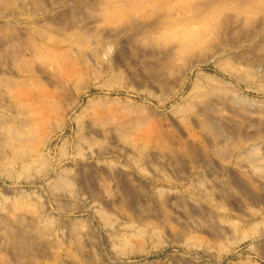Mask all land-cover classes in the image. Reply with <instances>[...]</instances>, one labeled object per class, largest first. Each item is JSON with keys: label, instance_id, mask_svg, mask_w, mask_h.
Wrapping results in <instances>:
<instances>
[{"label": "rangeland", "instance_id": "rangeland-1", "mask_svg": "<svg viewBox=\"0 0 264 264\" xmlns=\"http://www.w3.org/2000/svg\"><path fill=\"white\" fill-rule=\"evenodd\" d=\"M229 84L264 106V0H0V264H264V172L239 160L264 143V109H236ZM147 198L177 233L136 232L132 202ZM18 200L47 222L44 254L9 244ZM71 223L84 224L73 248Z\"/></svg>", "mask_w": 264, "mask_h": 264}, {"label": "bare ground", "instance_id": "bare-ground-1", "mask_svg": "<svg viewBox=\"0 0 264 264\" xmlns=\"http://www.w3.org/2000/svg\"><path fill=\"white\" fill-rule=\"evenodd\" d=\"M77 43H78V45H79V48L80 49H83V51H85V50H88L90 47L89 46H91V44H90V42L89 41H87L86 39H80V41L78 42L77 41ZM36 44V43H35ZM89 45V46H88ZM44 46V45H43ZM108 47V46H107ZM41 48V47H40ZM43 48V47H42ZM45 48V47H44ZM43 48V49H44ZM74 48V47H73ZM110 48V47H109ZM68 49V48H67ZM66 49V50H67ZM106 49H108V48H106ZM42 50V49H41ZM70 50H72V48L71 49H69V53H67V51H66V53H67V56H66V58H68L69 60H71L72 62H73V64L76 62L75 60H76V58L75 57H77V54H73L74 52H72L71 53V51ZM109 50V49H108ZM111 50V49H110ZM37 51V50H36ZM40 51V50H39ZM82 51V52H83ZM76 52H78V51H76ZM79 53V52H78ZM72 54H73V56L74 57H72ZM64 55H66V54H64ZM78 55H80V54H78ZM78 58V57H77ZM69 60H67V61H69ZM66 82V81H65ZM228 88H229V90L227 91V92H223V94H224V96H227L228 95V97H229V102L231 103V104H233L234 105V107L236 108V109H240V110H242V111H244V112H246L248 109V111H260V110H263L264 109V106H261V105H259L258 104V102H255V101H253V100H251L249 97H247L242 91H241V89L240 88H238V87H236V86H234V85H232V84H229V86H228ZM218 93H220V92H218ZM217 93V94H218ZM46 94V93H45ZM44 94V95H45ZM53 95V94H52ZM64 95V94H63ZM219 96V95H218ZM220 96H221V94H220ZM49 97V96H48ZM53 97V96H52ZM57 97V96H56ZM59 97V96H58ZM38 98H40V97H38ZM53 98H55V97H53ZM61 98V97H60ZM53 100V99H52ZM46 101H47V99H46ZM254 113H257V112H254ZM208 126V125H207ZM164 145V144H163ZM165 146V145H164ZM168 147V146H167ZM162 148H165V147H162ZM35 149V148H34ZM37 149H38V147H37ZM166 149V148H165ZM170 149V148H169ZM39 151V150H38ZM164 151V150H163ZM263 152L264 153V143L263 144H260V145H254V144H251V145H248L242 152H240L239 153V160H240V158H242V160L243 161H245L246 162V164L247 165H249L248 167H251L252 169L253 168H255L256 170H258V171H262V172H264V167L260 164V159H259V152ZM36 152H37V150H36ZM39 158H37V160H38ZM261 159H264V157L262 156V158ZM41 160V159H40ZM241 160V161H242ZM39 161V160H38ZM263 161V160H262ZM44 162H46L45 160H44ZM244 162V163H245ZM242 163V162H241ZM264 163V162H263ZM243 164V163H242ZM242 164H239L240 166H242ZM254 169V170H255ZM256 170H255V172H256ZM93 171H95V169H93ZM100 171V170H99ZM88 172H90V171H88ZM87 172V173H88ZM96 172V171H95ZM105 172V171H104ZM115 172V171H114ZM123 172V171H122ZM100 173V172H99ZM99 173H97L98 175H99ZM110 173V172H109ZM116 174H119V173H117V171L115 172ZM124 173V172H123ZM258 173V172H257ZM91 174V173H90ZM87 174L86 175V177L88 178V179H92V178H96V176H97V174L95 175V174ZM114 174V173H113ZM127 174V173H126ZM125 174V175H126ZM260 174V173H259ZM62 175V174H61ZM61 175H60V177H61ZM85 175V174H84ZM107 175V174H106ZM115 175V174H114ZM111 176V175H110ZM117 176V175H116ZM126 176H129V175H126ZM100 177V176H99ZM104 177H106V176H104ZM122 176H120V178H121ZM84 178V177H83ZM94 178V179H95ZM107 178V177H106ZM117 178V177H116ZM120 178H117V179H120ZM126 178V177H125ZM60 179V178H59ZM58 179V180H59ZM71 179V178H70ZM69 179V180H70ZM72 179H73V177H72ZM75 179V178H74ZM128 179V178H127ZM60 180H64V179H60ZM65 180H67L68 181V179H67V177H66V179ZM64 180V181H65ZM81 180V179H80ZM85 180V179H84ZM108 180H110V179H108ZM72 181V180H71ZM120 182H122V181H124V180H122L121 181V179L119 180ZM59 181H57V183H58ZM74 182L75 183H77V181H75L74 180ZM96 182V181H95ZM65 183V182H64ZM79 183H81V182H79ZM78 183V185H81V184H79ZM88 183V182H87ZM90 183V182H89ZM91 183H92V181H91ZM94 183V182H93ZM127 183V182H126ZM59 184H61V183H59ZM58 184V185H59ZM97 184H98V182H97ZM70 185H72V184H70ZM69 185V186H70ZM90 184H88L87 185V187L89 186ZM122 185H124V184H122ZM54 186H55V184H54ZM61 186V185H60ZM59 186V187H60ZM64 186H65V184H64ZM68 185H66V187H67ZM96 186V185H95ZM120 186V185H119ZM126 186H127V184H126ZM66 187H64V188H66ZM94 187V186H93ZM122 187V186H121ZM130 187V186H129ZM58 188V187H57ZM63 188V187H62ZM63 188V189H64ZM72 188V187H71ZM73 188H74V186H73ZM119 188V187H118ZM123 188H125V186L123 187ZM76 189V188H75ZM86 189H89V188H86ZM111 189V188H110ZM126 189V188H125ZM15 190V189H14ZM52 190V189H51ZM54 190V189H53ZM67 190H68V188H67ZM73 190V189H72ZM108 190V189H107ZM106 189H105V191H107ZM123 190V189H122ZM78 191V190H77ZM81 191H83V190H81ZM111 191V190H110ZM11 192V191H10ZM9 191H8V193H10ZM68 192V191H67ZM75 192V191H74ZM73 192V193H74ZM79 192H80V190H79ZM124 192V191H123ZM21 193H23V192H21ZM20 193V194H21ZM57 193V192H56ZM64 193V192H63ZM69 193V192H68ZM125 193H126V191H125ZM208 193V192H207ZM15 195H16V193H14ZM20 194H18L19 196H20ZM72 194V193H71ZM76 194V193H75ZM107 194V193H106ZM112 194V193H111ZM110 194V195H111ZM114 194V193H113ZM21 195H23V198H24V194H21ZM54 195V194H53ZM60 195V194H59ZM81 195V194H80ZM110 195H109V197H110ZM56 196V195H55ZM58 196V195H57ZM74 196V195H73ZM108 196V195H107ZM116 196V195H115ZM122 196H124V194L122 195ZM121 196V197H122ZM13 197V196H12ZM22 197V196H21ZM21 197H19V198H21ZM59 197V196H58ZM64 197V196H63ZM71 197V196H70ZM73 198V197H72ZM76 198V197H75ZM75 198H73V200L75 199ZM78 198V197H77ZM112 198V197H111ZM115 198V197H114ZM117 198V197H116ZM128 197H126V199H127ZM132 198V197H131ZM130 198V199H131ZM161 198V197H160ZM159 198V199H160ZM177 198V197H176ZM203 198V197H202ZM211 198H212V196H211ZM213 198H215V197H213ZM217 198V197H216ZM33 199V198H32ZM181 199H183V198H181ZM207 199H210V196L207 198ZM17 200V199H16ZM22 200H24V199H22ZM61 200V199H60ZM113 200V199H112ZM112 200H109V201H112ZM121 200V199H120ZM168 200V199H167ZM175 200V199H174ZM215 200V199H214ZM218 200V199H217ZM216 200V201H217ZM10 201V200H9ZM13 201H14V199H13ZM25 202H28L29 200H28V198H27V201L26 200H24ZM24 201L22 202V201H19L18 200V202H15V203H11V206H8V208L5 206V208H7V210H6V214H7V216L9 217V219H7V220H11V222H12V224H14L13 226L14 227H18V228H20L19 230H14V229H12V226L10 227L11 229H8L9 231H10V236L11 235H13L12 237H7V238H11L9 241V244H12V246L14 247V249H17V250H19V252H21V254H22V252H29L28 254H30V252H33V253H37V255H39L38 254V252H40L39 250H40V248L41 247H43V245H42V242H46L47 241V236L46 235H48V230H47V222L46 223H44L42 220L44 219H42L41 217H38V218H34L33 217V214L29 211L30 209H31V207H32V204H31V207H30V205H29V207H28V205L26 204V203H24ZM31 201V200H30ZM123 201V200H122ZM130 201V200H129ZM166 201V200H165ZM176 201V200H175ZM179 201V200H178ZM184 201V200H183ZM182 201V202H183ZM220 201V200H219ZM221 201H222V199H221ZM11 202V201H10ZM75 202V201H74ZM116 202H118V201H116ZM119 202H121V201H119ZM124 202H125V200H124ZM168 202V201H167ZM213 202V201H212ZM6 203H8L7 201H6ZM28 203H30V202H28ZM32 203H33V200H32ZM35 203V202H34ZM33 203V204H34ZM113 203V202H112ZM126 203V202H125ZM162 203H163V201H162ZM185 203V202H184ZM193 203H195V202H193ZM215 203V202H214ZM4 204V203H3ZM10 204V203H9ZM114 204V203H113ZM123 205H122V208H124V203H122ZM129 204V203H128ZM132 206H134V208H135V210H136V214H135V220H136V222H139L140 223V225L141 226H143V225H145L144 226V228H141L139 231L137 230L136 232H138L139 234H140V232L142 233V234H140V235H142L143 237L144 236H146L147 234H150V231H147L145 228L147 227V224H149V226L148 227H150V225H153V228H155L157 231L160 229L161 230V228L160 227H166V228H168V226L170 227V229H171V227L172 228H175L176 227V225H175V227H173V225H172V219H170V215H172V214H170L169 213V211L167 212V210L165 209V213H164V215H162L161 213H163V212H160L159 211V209H157V206H159L158 204H157V206L155 205V203L153 202V201H151L150 200V198H147V199H141L140 201L139 200H136V199H133V202H132ZM177 204V203H176ZM180 205L181 204H183V203H179ZM196 204V203H195ZM220 204V203H219ZM221 204H222V202H221ZM223 204H226L225 203V201H224V203ZM37 205H38V203H37ZM121 205V203L119 204V206ZM163 205H165V203H163ZM180 205H179V207H180ZM185 205V204H184ZM189 205H191V204H189ZM0 206H2V205H0ZM4 206V205H3ZM39 206H41V205H39ZM193 206V205H192ZM192 206L190 207V208H192ZM44 206H42V208H43ZM117 207V206H116ZM126 207V206H125ZM127 207H130V206H127ZM166 207V206H165ZM175 207H178V206H175ZM178 207V208H179ZM183 207V206H182ZM189 207V206H188ZM1 208V207H0ZM5 208H2L3 210H5ZM41 208V209H42ZM121 208V209H122ZM134 208H132L133 210H134ZM178 208H177V210H178ZM190 208H189V210H190ZM195 208L196 207H194V210H195ZM2 209H1V213H2ZM28 209V210H27ZM35 209V208H34ZM33 209V210H34ZM38 209H40V208H37V211H38ZM44 209V208H43ZM131 209V210H132ZM161 209V208H160ZM171 209H173V208H171ZM176 209V208H175ZM181 209V208H180ZM186 208L184 207V209H182V210H185ZM200 209V208H199ZM33 210H31V211H33ZM46 210V209H45ZM174 210V209H173ZM177 210H174V212L176 211L177 212ZM36 211V210H35ZM44 211V210H43ZM192 211V210H191ZM195 211H199L197 208H196V210ZM201 211V210H200ZM4 212V211H3ZM34 212V211H33ZM47 212V214H48V211H46ZM133 212V211H132ZM160 212V213H159ZM173 212V211H172ZM182 212V211H181ZM5 213V212H4ZM180 213V212H179ZM182 213H185V212H182ZM181 213V214H182ZM193 213V212H192ZM192 213H191V215H192ZM199 213V212H198ZM5 214V215H6ZM36 214V213H35ZM34 214V216H36ZM42 214V213H41ZM188 214V213H187ZM200 214V213H199ZM211 214H213V213H211ZM150 215H155V216H158V218H156V219H162V221H163V218H164V220L166 219V224H164L163 226H162V224H161V226H159L160 224H158V223H154L153 222V220H150L149 221V216ZM185 215V214H184ZM183 215V216H184ZM209 216H212V215H210V214H208ZM6 216V217H7ZM44 216H46L45 214H44ZM50 216V215H49ZM107 215H105V217H106ZM151 216V217H152ZM200 216V215H199ZM203 216V215H202ZM202 216H200L201 218H204V217H202ZM1 217H2V215H1ZM4 217V216H3ZM7 217V218H8ZM30 217V218H29ZM42 217H43V215H42ZM102 217V216H101ZM104 217V216H103ZM102 217V218H103ZM185 217H186V215H185ZM192 217V216H191ZM190 217V218H191ZM212 217H215V215L214 216H212ZM47 218V217H46ZM107 218H110V217H107ZM172 218V217H171ZM176 218V217H175ZM187 218V217H186ZM189 218V217H188ZM198 218V217H197ZM209 218V217H208ZM49 219V218H48ZM55 219V218H54ZM61 219V218H60ZM59 219V220H60ZM205 219V218H204ZM203 219V220H204ZM0 220H1V218H0ZM5 220V219H4ZM80 220V219H79ZM211 220V219H210ZM47 221V220H46ZM76 221V220H75ZM103 221V220H102ZM162 221H160V222H162ZM169 221H171V222H169ZM175 221H176V219H175ZM196 221V220H195ZM198 221V220H197ZM196 221V222H197ZM50 222H52V221H50ZM61 222H63V221H61ZM77 222V221H76ZM108 222V221H107ZM132 222H134V221H132ZM158 222H159V220H158ZM159 222V223H160ZM2 223V222H1ZM5 224H6V222H4ZM3 223V224H4ZM8 223V222H7ZM60 223V222H59ZM68 223V222H67ZM70 223V222H69ZM87 222H85V224H86ZM104 223H105V221H104ZM162 223H164V221L162 222ZM178 223V222H177ZM181 223V222H180ZM179 223V224H180ZM199 223H200V220H199ZM216 223V222H215ZM3 224H1V226L3 225ZM55 224H57V223H55ZM65 224V223H64ZM168 224V225H167ZM185 224V223H184ZM209 222L207 223V221H201V224H199V225H201V227H204V229H205V227H206V229H207V227L209 226ZM220 224V222L218 223V225ZM7 225H9V224H6V226ZM60 225V224H59ZM62 225V224H61ZM67 225V224H66ZM66 225H65V227H66ZM69 225V227H68V231L67 232H69L70 234V236L73 238V239H71V244H68L71 248H73V247H75V246H77V245H80L81 243V241H82V239H83V235H82V229H83V226H84V224L82 223H74V224H68ZM186 225H188V223L186 224ZM26 226L28 227L27 229H24V227L26 228ZM48 226H50V224H48ZM180 226V225H179ZM182 226V225H181ZM189 226V225H188ZM193 226H195V224L193 223ZM196 226H198V224L196 225ZM195 226V227H196ZM212 226V225H211ZM217 226V225H216ZM220 226H222L221 224H220ZM253 226V228H257V227H254V224L252 225ZM56 227H57V225H56ZM164 227V228H165ZM1 228V227H0ZM22 228V229H21ZM67 228V227H66ZM139 228H140V226H139ZM165 228V229H166ZM180 228V227H179ZM189 228H190V226H189ZM209 228V227H208ZM4 229H5V227H4ZM48 229H49V227H48ZM51 229V228H50ZM163 229V228H162ZM181 229V228H180ZM183 229V228H182ZM181 229V230H182ZM185 229V228H184ZM183 229V230H184ZM191 229V228H190ZM193 229V228H192ZM195 229H197V228H195ZM211 229H212V233L211 234H213L214 232H215V234H216V237L217 238H223V236H225L226 234H228L227 232H230V230H228L227 229V227L225 228L224 226H223V228L222 227H211ZM1 230V229H0ZM84 230V229H83ZM136 230V229H135ZM159 230V233H160V235H161V233H164V231H160ZM173 231H174V229H172ZM176 230H177V228H175V232H173V233H177L176 232ZM188 230V229H187ZM201 230H202V228H201ZM210 230V229H209ZM226 230H228L227 232H226ZM252 231H253V229H251ZM153 231V230H152ZM156 231V232H157ZM167 231V230H166ZM199 231V230H198ZM203 231V230H202ZM202 231H200L201 233H202ZM255 231H256V229H255ZM6 232V231H5ZM4 232V234H6ZM156 232H155V234H156ZM169 232H171V230L169 231ZM168 232V233H169ZM51 233V232H50ZM50 233H49V235H50ZM133 233V232H132ZM138 233H136V236H139V234ZM152 233H154V232H152ZM151 233V234H152ZM186 233V232H185ZM191 233H193L192 231H191ZM231 233H233V232H231ZM9 234V233H8ZM84 234V233H83ZM86 234V233H85ZM188 234V233H187ZM194 234H196V232H194ZM194 234H191V235H193L194 236ZM205 234H207V233H205ZM209 234V233H208ZM255 234V233H254ZM256 234H259V232L258 233H256ZM255 234V235H256ZM68 235V234H67ZM88 235V234H87ZM125 235V234H124ZM131 235V234H130ZM158 234H156V236H157ZM171 235H175V234H172V232H171ZM191 235L189 236V238L191 237ZM260 235V234H259ZM70 236H68V237H70ZM125 236H127V235H125ZM131 236H133V235H131ZM142 236H140L142 239H143V237ZM169 236H170V233H169ZM210 236V235H209ZM227 236H230V235H227ZM231 236H232V234H231ZM88 237H89V235H88ZM135 237V236H134ZM139 237V238H140ZM162 237V236H161ZM160 237V238H161ZM212 239H213V237H212V235L210 236ZM214 237H215V235H214ZM233 237V236H232ZM231 237V238H232ZM126 238V237H125ZM138 238V237H137ZM140 238V239H141ZM149 238H152V239H154L155 238V235H154V237L152 236H149ZM189 238H188V240H189ZM216 238V239H217ZM225 238V237H224ZM259 238V237H258ZM86 239H87V237H86ZM86 239H85V241H86ZM141 239V240H142ZM151 239V240H152ZM159 239V238H158ZM175 239V241L177 240V241H181V238H179V237H175V238H173V240ZM187 239V238H186ZM84 240V239H83ZM119 240V239H118ZM120 240H121V238H120ZM129 240V239H128ZM160 240H163L162 238L160 239ZM224 240V239H223ZM123 241V240H122ZM124 241H126V240H124ZM144 241V240H143ZM154 241V240H153ZM156 241H157V239H156ZM187 241V240H186ZM190 241V240H189ZM67 242V241H66ZM69 242V243H70ZM88 242H89V239H88ZM118 242V241H117ZM129 242V241H128ZM167 241H164V243H166ZM169 242H172V241H170L169 240ZM119 243V242H118ZM158 243V242H157ZM184 243H187V242H185L184 241ZM188 243H190V242H188ZM41 244V245H40ZM66 244V243H65ZM85 244V243H84ZM114 244H116L115 242H114ZM121 244V243H120ZM155 244V243H154ZM153 244V245H154ZM160 244H161V242H160ZM175 244V243H174ZM208 244V243H207ZM44 245H46V244H44ZM63 245H64V243H63ZM67 245V244H66ZM93 245V244H92ZM124 245V244H123ZM122 245V246H123ZM164 245V244H163ZM186 245V244H185ZM188 245V244H187ZM192 245V244H191ZM11 246V247H12ZM41 246V247H40ZM48 246V245H47ZM47 246H44V248L45 247H47ZM61 246V245H60ZM82 246V245H81ZM86 246V245H85ZM89 246V245H88ZM116 246V245H115ZM125 246H127V245H125ZM156 246V245H155ZM161 246V245H160ZM167 246V245H166ZM165 246V247H166ZM184 246V245H183ZM193 246V245H192ZM54 247V246H53ZM63 247V246H62ZM62 247H59V248H62ZM65 247V246H64ZM83 247V246H82ZM87 247V246H86ZM117 247V246H116ZM168 247V246H167ZM84 248V247H83ZM88 248H91V246L90 247H88ZM122 248V247H121ZM126 248V247H125ZM194 249L196 248V247H193ZM55 249V248H54ZM58 249V248H57ZM76 250H77V248H75ZM74 249V250H75ZM85 249V248H84ZM84 249H83V251H84ZM17 250H15V252L17 251ZM91 250V249H90ZM120 250V249H119ZM125 250V249H124ZM43 251V250H42ZM46 251V250H45ZM67 251H69V250H67ZM66 251V252H67ZM78 251V250H77ZM89 250H87V252H88ZM121 251V250H120ZM51 252V251H50ZM57 253H58V251H56ZM62 252H63V250H62ZM70 252V251H69ZM90 252V251H89ZM94 252V251H93ZM16 253H18V251L16 252ZM26 253V254H27ZM41 253V252H40ZM43 253V252H42ZM41 253V254H42ZM45 253V252H44ZM43 253V254H44ZM54 253V252H53ZM72 253V252H71ZM79 253H81V252H79ZM20 254V253H19ZM32 254V253H31ZM47 254H50L51 255V253H47ZM67 254H69L68 252H67ZM73 254V253H72ZM74 254H75V252H74ZM71 255V259H70V261H72V263L73 264H90L91 262H90V260L92 259L91 258V256L90 255H88V254H83L82 255V258L81 259H78L79 257H80V255L78 256V258H77V256L76 255ZM90 254H92V253H90ZM36 255V254H35ZM36 255V256H37ZM78 255V254H77ZM93 255L95 256V254L93 253ZM92 255V256H93ZM40 256H42V255H40ZM52 256V255H51ZM55 256H57V254L55 255ZM188 256V255H187ZM42 257H44V255L42 256ZM41 257V258H42ZM46 257V256H45ZM48 257H49V255H48ZM47 257V258H48ZM53 257V256H52ZM103 257V256H102ZM65 258H66V256H65ZM100 258V257H99ZM52 259V258H51ZM98 259V258H97ZM101 259V258H100ZM103 259V258H102ZM178 259V258H177ZM185 259V258H184ZM188 259V258H187ZM193 259V258H192ZM43 260H44V258H43ZM48 260V259H47ZM47 260H45V261H47ZM54 260V262L53 263H55V264H63V260L61 259V257L59 256V259L56 257V259H53ZM52 260V261H53ZM180 260V259H179ZM178 260V261H179ZM191 260V259H190ZM190 260H185V261H190ZM37 261H39V260H37ZM68 261V260H67ZM80 261V262H79ZM82 261V262H81ZM99 261V260H98ZM115 261H117L116 260V258H115ZM114 261V262H115ZM118 261H119V259H118ZM117 261V262H118ZM177 261V262H178ZM181 261V260H180ZM184 261V262H185ZM195 261V260H194ZM49 262V261H48ZM93 262V261H92ZM95 262V261H94ZM93 262V263H94ZM97 262V261H96ZM95 262V263H96ZM102 262V261H101ZM108 262H110L109 260H108ZM111 262H112V260H111ZM120 262V261H119ZM175 262V261H174ZM177 262H175L176 264H178ZM183 261H181V263H182ZM191 262H192V260H191ZM45 263H47V262H45ZM50 263H51V261H50ZM50 263H47V264H50ZM65 263H68V262H65ZM71 263V262H70ZM70 263H68V264H70ZM92 263V264H93ZM195 263V262H194ZM193 263V264H194ZM38 264H40V263H38ZM99 264V263H98ZM101 264V263H100ZM104 264V263H103ZM182 264H184V263H182ZM185 264H186V262H185ZM188 264V263H187Z\"/></svg>", "mask_w": 264, "mask_h": 264}]
</instances>
